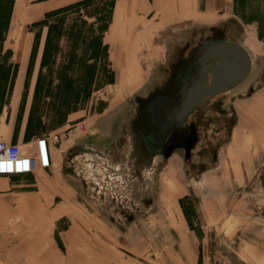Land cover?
I'll return each mask as SVG.
<instances>
[{
  "label": "rangeland",
  "instance_id": "obj_1",
  "mask_svg": "<svg viewBox=\"0 0 264 264\" xmlns=\"http://www.w3.org/2000/svg\"><path fill=\"white\" fill-rule=\"evenodd\" d=\"M12 1L0 0V43L16 49L26 43L30 53L21 83L0 85V129L20 139L27 152L37 138L58 135L62 159L58 169L15 178L36 197L30 201L25 194L22 200L28 231L7 236L6 264H246L236 258L231 262L227 255H243L245 241L253 245V232L241 228L229 237L231 232L223 229L226 220L213 228L201 224L206 223L201 201L215 198L213 162L238 126L237 98L219 95L200 108L194 116L197 145L187 162L179 152L175 167L174 160H143L131 145L129 124L137 97L164 83L172 59L220 33L239 43L247 37L246 29H256L264 42V0H239L234 20L182 37L165 64L146 67L138 83L131 80L141 70L124 67L132 54L121 49L122 37L111 29L116 0H51L53 10L45 12L43 5L37 13L32 4L21 20L10 18ZM19 28L22 33L16 34ZM146 53L137 51L134 57L148 63ZM5 56L0 52V59ZM11 73L16 75L17 67L8 68ZM258 77L252 91L263 86L264 68ZM207 169L210 174L197 182ZM246 193L232 191L231 216L241 208L236 200H244ZM258 249L264 252V245Z\"/></svg>",
  "mask_w": 264,
  "mask_h": 264
},
{
  "label": "crops",
  "instance_id": "obj_2",
  "mask_svg": "<svg viewBox=\"0 0 264 264\" xmlns=\"http://www.w3.org/2000/svg\"><path fill=\"white\" fill-rule=\"evenodd\" d=\"M32 4L36 7L35 10L33 9L34 12L41 9L43 5L46 6L43 8L45 12L54 9L51 0H13L11 20H21L27 16V7L30 5L32 8ZM235 10V0H116L113 5L111 29L114 28L117 36L122 37L121 49L127 48L132 54L128 60H125L127 64L124 67H136L141 70L132 77L131 83L142 82L145 78V69L149 65L165 64L169 50L173 45L178 44L182 37L189 36L199 29L220 28L235 19ZM18 31L21 32V29H17V32L15 30L16 34ZM245 31L247 37L244 42L238 44L245 49L249 57L250 73L242 84L227 93L230 94L231 99L237 98L233 109L238 117V126L233 129L231 143L224 148L225 150L219 149L213 162L216 165L212 168V186L214 187L212 190L215 198L201 201V205L204 203V214L201 218L206 222L201 224L206 225L207 228H213L216 221L226 220L223 229L231 232L229 237L239 233L241 228L250 230L253 232V245L250 246V242L245 241L247 249H244L243 255L228 254L227 258L231 262L236 258L239 262L245 261L246 264H264V252L258 249L264 245V154L262 152L264 150V84L263 86L259 84L256 90L252 91V86L260 77L258 73L264 68V42L258 37L256 29L250 32H247V29ZM252 40L253 45L250 47L249 42ZM15 51L18 52L16 55ZM137 51L147 52V56L152 60L148 59V63H143V60L134 57V52ZM0 52L7 55L5 60L0 59V85L12 82L20 84L23 79V70L28 67V53H30L28 44H22L21 49H16L12 45L0 43ZM11 66L15 69L17 67L16 75L7 74ZM255 69L259 71L256 73ZM2 72L4 75H1ZM249 132L251 135H247ZM0 141L21 144L20 139L11 137L4 129H0ZM253 149H255L254 154H252ZM28 152L33 153L34 146ZM240 154L242 161L239 160ZM180 156L181 153H176L168 162L174 160L175 167L179 163ZM259 157H261V163L259 162L257 166ZM52 158L51 169H58L62 152L54 149ZM204 174L209 175L210 171L207 169L200 178L196 177L197 182L203 179ZM15 178L17 177H0V264H6L7 236H16L15 233L24 228L28 231L27 225L22 223L21 213L22 200H26L25 194L28 193L17 185ZM227 186L232 187L230 190L233 192L243 189L245 193L248 191L244 194V200H236L237 203H241V208L240 210L237 208V212L232 213V216L230 215L232 191H229ZM30 195L28 194L30 201L36 197V195L32 194L33 197ZM183 217L180 216L178 219L181 224V233L185 234L186 222ZM197 218L202 220L200 215ZM29 226L32 228L31 225ZM222 233L224 236L227 234V232ZM191 243L196 244V241L192 239Z\"/></svg>",
  "mask_w": 264,
  "mask_h": 264
},
{
  "label": "flooded vegetation",
  "instance_id": "obj_3",
  "mask_svg": "<svg viewBox=\"0 0 264 264\" xmlns=\"http://www.w3.org/2000/svg\"><path fill=\"white\" fill-rule=\"evenodd\" d=\"M217 36L218 39L212 38L211 41L224 39L221 33ZM205 44L187 50L188 54L180 59H172L164 83L136 99L135 114L129 124L130 142L136 150L142 152L140 157L148 163H153L157 158L162 162L168 161L179 152L183 153V160L187 162L197 145L199 127L194 116L216 96L206 98L184 118L179 119L178 116L182 111L185 94L201 77L202 67L195 64V58ZM207 79V84H210L211 76L208 75Z\"/></svg>",
  "mask_w": 264,
  "mask_h": 264
},
{
  "label": "water",
  "instance_id": "obj_4",
  "mask_svg": "<svg viewBox=\"0 0 264 264\" xmlns=\"http://www.w3.org/2000/svg\"><path fill=\"white\" fill-rule=\"evenodd\" d=\"M199 64L201 77L193 83L185 94L182 111L184 118L206 98L227 93L242 84L250 73V61L245 49L236 42L224 39L208 41L195 58ZM211 76L207 84V76Z\"/></svg>",
  "mask_w": 264,
  "mask_h": 264
},
{
  "label": "built area",
  "instance_id": "obj_5",
  "mask_svg": "<svg viewBox=\"0 0 264 264\" xmlns=\"http://www.w3.org/2000/svg\"><path fill=\"white\" fill-rule=\"evenodd\" d=\"M59 143L58 135L42 136L32 145L34 152L29 153L23 145L0 141V177H23L51 169L52 153Z\"/></svg>",
  "mask_w": 264,
  "mask_h": 264
},
{
  "label": "trees",
  "instance_id": "obj_6",
  "mask_svg": "<svg viewBox=\"0 0 264 264\" xmlns=\"http://www.w3.org/2000/svg\"><path fill=\"white\" fill-rule=\"evenodd\" d=\"M239 3V0H235V6ZM48 14V13H47ZM52 14V13H51ZM50 15V14H49ZM91 67V66H90ZM89 67V68H90Z\"/></svg>",
  "mask_w": 264,
  "mask_h": 264
}]
</instances>
